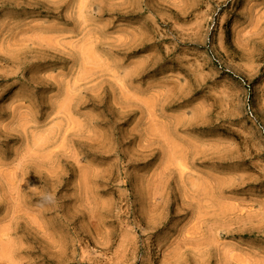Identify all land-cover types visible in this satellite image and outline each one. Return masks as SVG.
Listing matches in <instances>:
<instances>
[{
    "label": "rangeland",
    "instance_id": "374dc122",
    "mask_svg": "<svg viewBox=\"0 0 264 264\" xmlns=\"http://www.w3.org/2000/svg\"><path fill=\"white\" fill-rule=\"evenodd\" d=\"M0 264H264V0H0Z\"/></svg>",
    "mask_w": 264,
    "mask_h": 264
}]
</instances>
